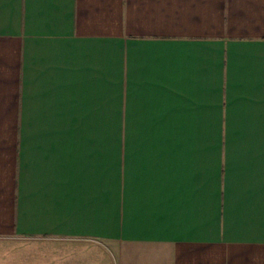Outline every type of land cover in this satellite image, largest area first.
I'll return each mask as SVG.
<instances>
[{
    "label": "crops",
    "instance_id": "0c3cea01",
    "mask_svg": "<svg viewBox=\"0 0 264 264\" xmlns=\"http://www.w3.org/2000/svg\"><path fill=\"white\" fill-rule=\"evenodd\" d=\"M47 264H264V0H0V250Z\"/></svg>",
    "mask_w": 264,
    "mask_h": 264
},
{
    "label": "rangeland",
    "instance_id": "374dc122",
    "mask_svg": "<svg viewBox=\"0 0 264 264\" xmlns=\"http://www.w3.org/2000/svg\"><path fill=\"white\" fill-rule=\"evenodd\" d=\"M33 241L7 243L0 250V264H47L46 259L38 260V253L44 249Z\"/></svg>",
    "mask_w": 264,
    "mask_h": 264
}]
</instances>
